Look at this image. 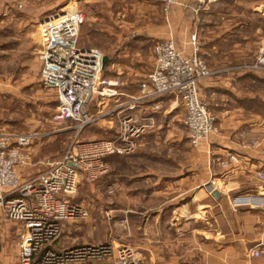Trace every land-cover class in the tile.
<instances>
[{"label":"crops","instance_id":"1","mask_svg":"<svg viewBox=\"0 0 264 264\" xmlns=\"http://www.w3.org/2000/svg\"><path fill=\"white\" fill-rule=\"evenodd\" d=\"M15 2L0 0V6ZM133 3L118 12L135 19L120 22L119 49L103 69L117 94L95 97L89 105L97 119L88 139H116L124 116L139 128L136 152L107 159L109 177L120 178L121 187L112 202L119 214L104 226V242L115 245L113 258L119 245L131 243L148 264H264V255H249L264 245V184L257 178L264 168V76L238 69L200 83L218 126L197 147L190 144L185 107L175 95L132 102L154 65L157 40L171 38L189 52L197 48L210 66L250 61L264 46V0H181L165 17L162 0ZM229 156L235 159L222 166ZM118 162L127 170H118ZM125 219L124 238L118 230Z\"/></svg>","mask_w":264,"mask_h":264},{"label":"built area","instance_id":"2","mask_svg":"<svg viewBox=\"0 0 264 264\" xmlns=\"http://www.w3.org/2000/svg\"><path fill=\"white\" fill-rule=\"evenodd\" d=\"M180 0H163V11L168 14ZM85 16L81 11H65L50 16L40 24L42 49L39 54L40 80L57 92L58 109L51 122L75 123L81 132L96 120L88 113V105L97 94L102 97L117 94L111 81L102 74L104 54L93 47L78 45L80 26ZM195 41V36L192 37ZM180 54L172 40L158 42L155 47L156 62L148 73L142 95L134 98H153L174 94L185 107L184 122L190 144L197 147L215 133L216 115L198 92V82L214 74L230 70L248 69L264 71V46L251 63L224 69H208L201 58ZM134 106V105H133ZM131 118L121 119L116 139H92L77 141L59 158L41 162L42 171L32 179L22 181L18 168L31 160V145L51 135L49 131H30L25 134H9L0 131V212L10 221L23 226L19 259L15 264H106L115 248L109 243H84L65 247L53 246L62 234L65 221L89 218L88 210L71 198L78 189L80 177L93 181L108 170V155L131 153L137 147L139 128ZM254 145L257 141L252 142ZM235 158L220 160L226 167ZM257 178L264 184V168L257 171ZM249 255H264V245L250 249ZM0 264L1 248H0ZM112 264H145L132 256L130 248L116 250Z\"/></svg>","mask_w":264,"mask_h":264},{"label":"rangeland","instance_id":"3","mask_svg":"<svg viewBox=\"0 0 264 264\" xmlns=\"http://www.w3.org/2000/svg\"><path fill=\"white\" fill-rule=\"evenodd\" d=\"M15 1V3H12V5L7 8L0 6V131L9 134H25L33 130H47L51 132L49 137L31 145L29 150L31 160L18 168L21 180L27 181L37 176L42 171L43 165L41 162L46 161L48 158L56 159L61 157L63 152L70 148L78 138L80 140H91L88 139V137L86 138V132L89 129L91 131L92 125L96 122V120L93 121L92 124L88 125L79 133L74 128V122L64 121L61 122V124L51 122L52 115L58 109V97L57 92L43 85L40 80L41 77H39L41 69L39 54L42 49L39 29L42 20L50 16H55L57 13L73 11V9L81 11L85 19L79 28L78 45L88 48L93 47L101 51L104 55H111L118 51V40L121 34H124L123 31L120 30L121 28H119L120 22L123 20L134 22L135 19L133 14H126L123 16V13L118 12H122L123 8H131L135 0H119L113 2H101L100 0ZM180 2L173 5L170 12L166 14L163 11L162 0L164 17L170 15L172 8L179 5ZM97 14H99V18ZM131 29L133 30L134 28L131 27ZM127 34H130V31ZM193 36L195 35H192V37ZM166 40L173 41L171 38ZM166 40H157L152 45L151 53L155 58L154 65L156 62L155 47L158 42ZM174 43L180 54L185 57L193 56L195 55L194 53H196L197 57L199 56L201 58L208 69L215 70L224 68L215 67L214 65L210 66L206 60L200 56L197 48H193L194 50L189 52L184 48H180L176 42ZM192 43L196 47L197 41H192ZM256 56L253 58L250 57L251 60L244 64L253 62ZM239 70L244 71L248 69ZM251 72L264 76V71L262 70ZM101 75L105 77L103 71ZM214 76H216V74L201 79L198 82L197 87L202 102L205 101L200 94V83ZM141 89L143 90V87ZM142 90L141 94L137 97L142 95ZM95 97L100 98L102 96L95 94L92 99ZM178 100L180 101L179 98ZM180 103L182 102L180 101ZM87 110L90 115H94L91 112L92 110H89V107ZM106 159L107 157L105 158L108 167L106 173L98 176L93 181L80 177L78 189L71 198L75 203L83 205L88 210L90 216L86 219L80 218V220L64 222L62 234L57 240L64 245L63 248L84 243L95 245L109 243L103 240L107 232L104 226L108 224L111 219L117 218L119 214L117 210L114 209L112 202L118 199V190L120 189L119 187H121V182H119L120 178H117L118 180H113L112 177H109V175L112 174L113 168ZM116 168L122 172L127 170L125 162H118ZM126 218L130 220L128 217ZM127 220L125 219L119 223L123 231L118 230V233L124 238L127 235L126 229H129L128 223L130 222L128 221V223H126ZM22 229L23 226L20 222L10 221L3 217L0 212V248L1 262L3 264H15V262L18 261L21 250L20 239ZM109 244L113 245L115 248L114 244ZM122 244L123 245H119L118 248H130L134 258L148 264L146 259H144L146 255L143 256V254L132 246L131 243ZM113 256L108 262L109 264L115 261Z\"/></svg>","mask_w":264,"mask_h":264},{"label":"water","instance_id":"4","mask_svg":"<svg viewBox=\"0 0 264 264\" xmlns=\"http://www.w3.org/2000/svg\"><path fill=\"white\" fill-rule=\"evenodd\" d=\"M109 57H108V55L107 54H105L104 56H103V66L105 67V65H106V63L108 62V59ZM215 196H218V191H215L214 193H213Z\"/></svg>","mask_w":264,"mask_h":264},{"label":"trees","instance_id":"5","mask_svg":"<svg viewBox=\"0 0 264 264\" xmlns=\"http://www.w3.org/2000/svg\"><path fill=\"white\" fill-rule=\"evenodd\" d=\"M107 159H108V157H107ZM107 159H106V160H107Z\"/></svg>","mask_w":264,"mask_h":264}]
</instances>
